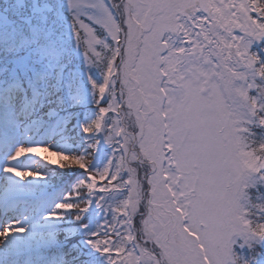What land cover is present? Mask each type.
Wrapping results in <instances>:
<instances>
[{"label": "snow or ice", "instance_id": "snow-or-ice-1", "mask_svg": "<svg viewBox=\"0 0 264 264\" xmlns=\"http://www.w3.org/2000/svg\"><path fill=\"white\" fill-rule=\"evenodd\" d=\"M0 264H264V0H0Z\"/></svg>", "mask_w": 264, "mask_h": 264}]
</instances>
